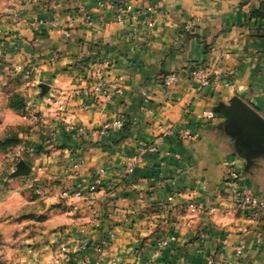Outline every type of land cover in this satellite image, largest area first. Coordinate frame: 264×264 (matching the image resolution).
Returning <instances> with one entry per match:
<instances>
[{
  "label": "crops",
  "instance_id": "0c3cea01",
  "mask_svg": "<svg viewBox=\"0 0 264 264\" xmlns=\"http://www.w3.org/2000/svg\"><path fill=\"white\" fill-rule=\"evenodd\" d=\"M97 2L17 0L3 7L12 4L13 21L3 23L10 50L34 67L26 104L40 118L23 141L37 149L30 161L23 157L30 173L18 176L13 213L23 218L12 219L5 237L23 239V247L11 254L23 264H264V148L215 110L237 96L264 119V30L250 17L264 0ZM118 2L132 4L138 34L114 21ZM89 50L110 62L109 80L124 84L106 105L83 95ZM196 63L213 83L188 78L185 70ZM171 71L183 75L165 87L161 77ZM40 83L49 86L43 96ZM116 120L121 128L101 133ZM183 127L196 137L180 139ZM133 155L138 165L126 174ZM72 160L80 162L77 173ZM231 167L263 201L257 214L236 207L225 182ZM100 169L92 208L85 196L62 195L78 181L92 183ZM66 229L73 230L69 243L84 236L101 250L71 248L57 260ZM163 238L168 244L159 250Z\"/></svg>",
  "mask_w": 264,
  "mask_h": 264
},
{
  "label": "built area",
  "instance_id": "2783aa9c",
  "mask_svg": "<svg viewBox=\"0 0 264 264\" xmlns=\"http://www.w3.org/2000/svg\"><path fill=\"white\" fill-rule=\"evenodd\" d=\"M97 3L101 8H107L112 5V0H98ZM118 4L119 2L117 3V5ZM158 6L159 4L154 6H148L145 10V13L150 14ZM132 13L133 6L131 3L125 2L119 4L117 10L114 13V21L122 26H131L133 35H136L138 34L137 28L135 26H132V24L130 23L131 18L135 17ZM86 18L89 19L90 16L87 15ZM148 18V24L151 25V22ZM55 21L56 20L53 19V22ZM35 25L39 26L40 22L37 21ZM184 30L187 32H191V27L185 26ZM3 35L4 32L0 29V37H2ZM5 43H7V41H0V56L10 55L9 51H5ZM86 57L88 59V63L84 65L82 71L83 80L85 82L83 95L85 97L92 98V102L95 100H100V103H102L103 105L109 103L114 96L122 95L124 91V84L122 80L119 77L114 78L113 80L108 79L107 72L111 67L110 62L91 50L86 53ZM21 67V65H18L19 69H21ZM23 69L25 71V75H29L33 68L28 65V67H24ZM185 71V74L188 76V78L196 82L200 86H207L213 83L206 66H204L203 64H191L187 67ZM181 75H183L182 71L167 72L161 77L162 84L165 87H170L179 80ZM122 126L123 121L116 120L111 123L104 124L101 127L100 131L101 133H104L111 127L121 128ZM77 129L78 131H82V128ZM178 136L182 140H191L196 137V134L189 127H183L179 130ZM151 148L153 149V146H151ZM138 162V158L135 155L130 157V159L125 165V173L131 174L137 167ZM79 167L80 162L72 160V172L77 173ZM102 174L103 170L100 169L99 173L96 175V177H94L92 183L85 185L81 181H78L77 183H75L71 190L64 191L62 195L66 198L76 200L85 196L88 207L92 208L94 203L95 192L97 191V188L102 184ZM225 182L228 184L236 207L245 211H249L253 214H257L259 212L263 201L260 199V197L256 196L251 190L244 186L243 177L239 170L234 167H231L225 174ZM192 210H195V207H193ZM80 231L81 230L75 231L76 233L74 232L73 236H75ZM70 235L72 234H67V236L63 234V236L59 239V243L56 245L57 260L58 258L67 259L71 248L84 251L90 246H92L93 250L97 252H99L102 248L101 243H96L92 245L90 244L89 239L85 238L84 236L79 237L77 241L75 240L74 242L69 243L68 238L70 237ZM167 244L168 238H163L158 243V249L162 250L167 246ZM242 248L243 244H240L238 247H236V253L238 256L241 254ZM84 263L95 264L88 259H86Z\"/></svg>",
  "mask_w": 264,
  "mask_h": 264
},
{
  "label": "rangeland",
  "instance_id": "374dc122",
  "mask_svg": "<svg viewBox=\"0 0 264 264\" xmlns=\"http://www.w3.org/2000/svg\"><path fill=\"white\" fill-rule=\"evenodd\" d=\"M14 1L17 0H0V19H2L0 29L4 32L0 41L10 40V32L4 28L5 26L3 27V23L13 21L9 16L12 11L8 9ZM8 2L12 4L7 5V9H3L5 3L8 4ZM5 51H9L10 55L0 56V264H23L22 259L18 260L19 258H14L15 256L11 254L19 246L23 247V239L5 237V234L12 230V219L23 218L20 210L13 213L20 204L19 199H16L14 195L18 196L15 191L17 192L20 186L18 178L21 177H11L10 174L15 170V165L20 159L23 160L24 157L30 161L28 154L36 152L37 147L32 150L23 141L27 140L25 136L29 134L31 128L35 127L40 118L37 116L38 113L28 108L26 104L27 99L34 96L29 95L26 88L33 75L34 67L31 63L23 61L19 52L11 51L7 43H5ZM18 65L22 66L21 69ZM28 65L33 69L29 75H25L23 68ZM54 146L57 145L52 143V147ZM74 185L65 190H71ZM4 188L7 189L4 190ZM64 233L67 236V234H72L73 230L66 229ZM55 258L57 259V256Z\"/></svg>",
  "mask_w": 264,
  "mask_h": 264
},
{
  "label": "water",
  "instance_id": "95a60500",
  "mask_svg": "<svg viewBox=\"0 0 264 264\" xmlns=\"http://www.w3.org/2000/svg\"><path fill=\"white\" fill-rule=\"evenodd\" d=\"M38 87L40 88V96H43L49 90V86L46 83H40ZM215 110L229 123L240 129L245 138L254 142L257 147L264 148V119L247 103L239 97L233 96L228 104L219 103ZM30 171V165L20 159L10 176H26Z\"/></svg>",
  "mask_w": 264,
  "mask_h": 264
},
{
  "label": "trees",
  "instance_id": "16d2710c",
  "mask_svg": "<svg viewBox=\"0 0 264 264\" xmlns=\"http://www.w3.org/2000/svg\"><path fill=\"white\" fill-rule=\"evenodd\" d=\"M250 17L254 19L259 28L264 30V4L262 2L257 9L250 13Z\"/></svg>",
  "mask_w": 264,
  "mask_h": 264
}]
</instances>
